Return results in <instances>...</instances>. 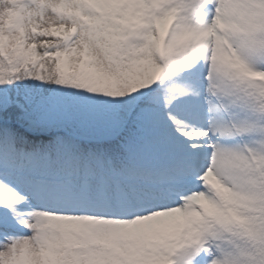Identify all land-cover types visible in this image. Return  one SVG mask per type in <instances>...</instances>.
I'll return each mask as SVG.
<instances>
[{
	"label": "rangeland",
	"instance_id": "obj_1",
	"mask_svg": "<svg viewBox=\"0 0 264 264\" xmlns=\"http://www.w3.org/2000/svg\"><path fill=\"white\" fill-rule=\"evenodd\" d=\"M0 28L32 53L9 100L46 97L59 53L92 76L82 100L116 96L109 132L150 91L140 134L176 173L134 199L1 167L0 264H264V0H0Z\"/></svg>",
	"mask_w": 264,
	"mask_h": 264
},
{
	"label": "trees",
	"instance_id": "obj_2",
	"mask_svg": "<svg viewBox=\"0 0 264 264\" xmlns=\"http://www.w3.org/2000/svg\"><path fill=\"white\" fill-rule=\"evenodd\" d=\"M258 37L264 39V34ZM5 40L0 28V168H14L30 180H106L112 174L156 179L157 173L167 177L166 172L149 168L148 162L155 159L140 134L148 103L132 111L112 137L114 132L104 125L112 118L116 96L108 101L82 100L93 85L92 76L83 67L67 66L59 53V75L52 90L34 103L26 98L25 106H20L9 100L8 86L32 53L20 45L6 50ZM3 209L0 206V216Z\"/></svg>",
	"mask_w": 264,
	"mask_h": 264
},
{
	"label": "bare ground",
	"instance_id": "obj_3",
	"mask_svg": "<svg viewBox=\"0 0 264 264\" xmlns=\"http://www.w3.org/2000/svg\"><path fill=\"white\" fill-rule=\"evenodd\" d=\"M94 209H97V208H94Z\"/></svg>",
	"mask_w": 264,
	"mask_h": 264
}]
</instances>
